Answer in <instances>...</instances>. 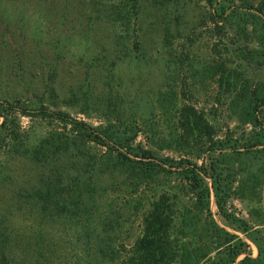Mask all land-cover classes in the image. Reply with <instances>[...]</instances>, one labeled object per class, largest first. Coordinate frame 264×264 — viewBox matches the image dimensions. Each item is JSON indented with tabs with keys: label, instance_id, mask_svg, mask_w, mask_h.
Wrapping results in <instances>:
<instances>
[{
	"label": "trees",
	"instance_id": "obj_1",
	"mask_svg": "<svg viewBox=\"0 0 264 264\" xmlns=\"http://www.w3.org/2000/svg\"><path fill=\"white\" fill-rule=\"evenodd\" d=\"M144 6L159 14L163 47L173 50L164 61L175 63L172 75L198 65L197 79L213 85L210 104L199 105L184 76L182 93L176 85L156 92L158 123L143 129L119 117L92 125L50 109L48 96L37 97V105L0 99V176L6 158L37 168L16 195L41 227L48 220L80 228L74 234L85 264H264V0L112 1L108 16L120 29L113 62L139 59ZM39 123L44 131L36 137ZM245 125L246 133L234 136ZM236 162L260 187L256 225L228 203L238 187ZM211 198L223 225L212 216ZM130 216L137 218L133 234ZM40 233L22 235V247L0 218V264H52L56 245Z\"/></svg>",
	"mask_w": 264,
	"mask_h": 264
},
{
	"label": "rangeland",
	"instance_id": "obj_2",
	"mask_svg": "<svg viewBox=\"0 0 264 264\" xmlns=\"http://www.w3.org/2000/svg\"><path fill=\"white\" fill-rule=\"evenodd\" d=\"M112 1L115 0H0V99H20L37 105V97L48 96L49 100L43 103L50 109L59 108L92 125L119 117L125 124L134 119L143 129V123H158L153 101L156 92L176 85L182 93L179 77L184 76L199 105H209L213 85L207 78L197 79L199 76L194 72L198 65L184 64L186 71L172 75L175 63L164 62L169 58L168 51L173 54V50L163 47V24L158 12L151 8L144 6L139 14V59L121 56L112 61L118 48L116 34L120 32L108 16ZM194 13L195 10L190 11L192 16ZM171 40L175 48L181 44ZM199 48L207 54L205 46ZM21 121L25 126L30 124L27 117ZM228 123L232 127V122ZM35 126L33 135L37 137L44 127L40 123ZM249 128L237 127L234 136L246 133ZM3 163L0 218L15 231L16 242L28 247L21 236L29 235L32 240L42 231L44 239L56 245L52 264H85L81 256L85 254L84 246L74 234H80V228L76 231L67 221L51 223L48 220H40L41 227L31 209L16 195L24 181L35 177L37 168L23 159L6 158ZM237 163L238 187L228 203L236 215L256 225L260 220V187ZM209 208L215 221L223 225L214 214L212 198ZM130 218L126 229L133 234L137 218ZM247 242L250 255L255 256V246ZM30 249L28 252L32 253ZM76 256L81 257L77 263Z\"/></svg>",
	"mask_w": 264,
	"mask_h": 264
}]
</instances>
